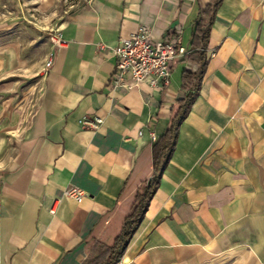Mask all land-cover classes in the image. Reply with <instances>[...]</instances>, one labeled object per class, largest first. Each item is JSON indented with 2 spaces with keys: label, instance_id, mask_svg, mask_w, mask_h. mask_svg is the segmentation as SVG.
<instances>
[{
  "label": "crops",
  "instance_id": "obj_1",
  "mask_svg": "<svg viewBox=\"0 0 264 264\" xmlns=\"http://www.w3.org/2000/svg\"><path fill=\"white\" fill-rule=\"evenodd\" d=\"M208 2L82 0L56 25L63 41L50 68H22L37 80L12 119L15 151L0 162V264H81L95 241L112 244L153 173L184 95L181 72L198 70L180 57L166 86L110 89L112 50L141 24L155 40L180 25L188 49ZM205 57L173 153L117 264H264V0H222ZM83 115L103 123L81 128ZM69 186L83 191L80 202L64 196Z\"/></svg>",
  "mask_w": 264,
  "mask_h": 264
},
{
  "label": "rangeland",
  "instance_id": "obj_2",
  "mask_svg": "<svg viewBox=\"0 0 264 264\" xmlns=\"http://www.w3.org/2000/svg\"><path fill=\"white\" fill-rule=\"evenodd\" d=\"M80 1L0 0V162L15 151L17 136L12 119L16 111H21L37 80L22 68L44 63L49 35Z\"/></svg>",
  "mask_w": 264,
  "mask_h": 264
},
{
  "label": "built area",
  "instance_id": "obj_3",
  "mask_svg": "<svg viewBox=\"0 0 264 264\" xmlns=\"http://www.w3.org/2000/svg\"><path fill=\"white\" fill-rule=\"evenodd\" d=\"M182 27L176 25L163 39L155 40L150 28L139 25L136 30L125 37H120L112 52L115 58L113 70L107 81L110 89L125 87L131 89L141 84L151 87L166 86L170 82L174 63L186 53L187 49L181 42ZM51 48L46 53L44 71L53 63L55 48L63 41L61 31L55 29L48 37ZM78 123L81 128L97 129L103 123L99 115H83ZM142 131H139V135ZM151 142L157 141L154 131H148ZM64 196L77 202L83 198V191L76 186L67 187Z\"/></svg>",
  "mask_w": 264,
  "mask_h": 264
},
{
  "label": "trees",
  "instance_id": "obj_4",
  "mask_svg": "<svg viewBox=\"0 0 264 264\" xmlns=\"http://www.w3.org/2000/svg\"><path fill=\"white\" fill-rule=\"evenodd\" d=\"M221 2L222 0H209L201 12V17L195 22L190 47L181 57V60L196 63L198 70L193 71L185 68L181 72L184 95L178 99V107L171 119L167 134L160 142V149L154 159L152 175L136 193L131 211L124 217L121 229L115 236L112 244L104 245L95 241L90 249L89 257L81 264H117L129 240L141 223L149 202L159 185L161 173L173 153L179 124L190 111L197 96L200 79L206 64L205 48L209 37V30L216 10ZM204 17L208 20H205Z\"/></svg>",
  "mask_w": 264,
  "mask_h": 264
}]
</instances>
